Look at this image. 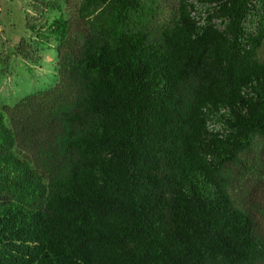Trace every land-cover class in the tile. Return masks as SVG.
<instances>
[{
    "label": "trees",
    "instance_id": "16d2710c",
    "mask_svg": "<svg viewBox=\"0 0 264 264\" xmlns=\"http://www.w3.org/2000/svg\"><path fill=\"white\" fill-rule=\"evenodd\" d=\"M29 6L15 53L55 42L66 82L40 125L15 124L37 158L0 108V264H264V202L224 174L264 141V0Z\"/></svg>",
    "mask_w": 264,
    "mask_h": 264
},
{
    "label": "rangeland",
    "instance_id": "374dc122",
    "mask_svg": "<svg viewBox=\"0 0 264 264\" xmlns=\"http://www.w3.org/2000/svg\"><path fill=\"white\" fill-rule=\"evenodd\" d=\"M60 3L65 17L75 20L77 15H81L82 0H60ZM206 10L202 6L196 8L195 12L201 22L205 21ZM27 14H33L29 0H0V108L17 119L14 123L12 121V129L18 132L16 139L22 154L37 158L40 154L36 142L39 135L27 134V129L15 124L23 118V121H31L35 126L40 125L38 122L44 120L47 106L53 105L48 104L53 100L52 94L57 96L59 90L62 92L65 88L66 67L58 57L55 42L41 50V59L36 64L22 60L15 53V45L29 36L25 27ZM57 15V12H53L50 17ZM212 21L220 26L218 17ZM257 56L264 59V44ZM32 128V132L40 133L36 127ZM251 147L250 152L241 154L237 163L224 169L233 197L245 205L249 200L264 202V176L255 169L258 168V160H264V141L256 138ZM41 170L45 174L49 173L45 168Z\"/></svg>",
    "mask_w": 264,
    "mask_h": 264
}]
</instances>
